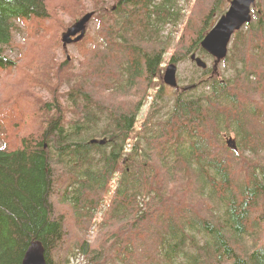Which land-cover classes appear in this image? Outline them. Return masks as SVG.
<instances>
[{"label":"trees","instance_id":"trees-1","mask_svg":"<svg viewBox=\"0 0 264 264\" xmlns=\"http://www.w3.org/2000/svg\"><path fill=\"white\" fill-rule=\"evenodd\" d=\"M87 1L93 31L60 59ZM176 1L0 0V264H21L33 242L47 264H264V0L221 68L174 98L156 90L135 132ZM229 1L194 0L170 62L207 56L200 43ZM15 32L25 47L13 60Z\"/></svg>","mask_w":264,"mask_h":264},{"label":"rangeland","instance_id":"rangeland-1","mask_svg":"<svg viewBox=\"0 0 264 264\" xmlns=\"http://www.w3.org/2000/svg\"><path fill=\"white\" fill-rule=\"evenodd\" d=\"M177 2H178V7L181 9V19H180V21L178 23L179 25L177 26L176 29H171L170 27H167L166 31L164 32V34H166L168 36V38L170 39V46H169L170 52L165 53V55L163 57V63L161 65L160 77L154 79V81H153L151 94L147 98L144 106L141 108V110L139 112V115H138V118H137V123H136L135 130H134L135 132L139 130V127H140V124L142 122V119H143L145 113L147 112L148 105L152 101V95H153V93L156 90L162 88L164 95H166L169 98H174L177 92H186V91H188L189 88L186 85L190 84L189 83L190 81H193V80L201 77L205 73L204 70L198 68L196 65L193 66L194 63L191 62V61H188L189 58H187L186 60H183L181 62H177V63L170 62L171 52L174 50V45L176 44V39H177V36H178V34L180 32V27L184 23L186 18L188 17V15L190 13V7H192L194 0H186V2L184 0H179V1H176V3ZM83 5H84L83 7H84V10H85V13L90 12L92 10L91 5L89 4L88 1H87V3H84ZM228 6H229V4H227V6H226L227 9H228ZM61 17H62L63 21L66 23V25H69V24L71 25L73 23L72 21L75 18L74 15H71L69 13L61 15ZM91 19H90V21H91ZM90 21L87 24L86 32L88 30L90 32L93 31V24L90 23ZM61 36H62V34H61ZM13 42H14V44L16 46L12 49V52H9L8 54L13 60H15L17 58V56H18L17 48H22V47L24 48L25 47L24 46V37L22 35L17 34V32H15L14 33V37H13ZM61 45H62V43H61ZM62 49H63V47H62ZM202 51L204 52V54L206 53L203 49H202ZM57 53H58L60 59H63L66 56H67V58H69V56H77V51L73 47L72 44H69V45H67L64 48V53L61 52V51L58 52V49L56 50V54ZM200 59L203 60L207 64V66L209 68H211V69H213L214 67L215 68H218V67L221 68L220 66H218V64L216 66H214L215 59L212 58L211 56H209L208 54H207V56L201 57ZM169 64H174L176 66V69H177V72H176L177 86H176V88H172V87L166 86L163 83V75H164L166 67ZM205 77H207V76H205ZM6 88H8V86L4 85L2 87V91H6ZM184 88H188V89L184 91ZM41 94H42V96L45 97V92H41ZM14 97H16L17 100H21L23 103L25 101V100H23V99H21L19 97L17 92H15L13 94L12 98H14ZM26 105H30V103L26 101L24 106H26ZM13 109H16V108L11 107L12 111H13ZM233 136H234L233 134H229V137L234 138ZM0 145H1V142H0ZM129 148L130 147H127L128 150H129ZM178 149H179V152H181V149L182 150L184 149V145L182 144L181 146L178 147ZM116 179H117V177L114 179V181H116ZM194 200L196 201V198L193 197V201ZM187 208L193 213L192 209L189 206H187ZM184 209H186L185 205H184ZM105 211H106V206L103 203L102 205H100V209H99V211L97 213L95 222L92 224L91 228L86 233V241L88 243H90L91 241H93L94 239L97 238V236L99 234V232H98L99 231L98 230V224H99L100 220L102 219V214H104ZM184 216L186 217V215H184ZM147 232H149V229H147V227L142 228L140 230L141 234H145L146 235ZM142 240L146 241L147 237H145ZM137 242L138 241H136L132 245V248H133L134 251H137L139 253V251H138L139 245L137 244ZM152 245H154V240H151V239L147 240V246L151 247ZM142 261H144V260H142ZM85 262L86 261L83 258V256L76 255L74 258L71 259L70 264H85Z\"/></svg>","mask_w":264,"mask_h":264},{"label":"water","instance_id":"water-1","mask_svg":"<svg viewBox=\"0 0 264 264\" xmlns=\"http://www.w3.org/2000/svg\"><path fill=\"white\" fill-rule=\"evenodd\" d=\"M255 0H230L226 12L217 20L213 28L203 37L200 47L218 63L227 55L228 46L234 33L239 31L244 25L251 22V8ZM93 12L84 14L70 27H68L61 36L62 47L69 44H75L83 39L86 33V27ZM190 61L198 68L206 69V63L195 54L190 56ZM176 66L169 64L163 75V83L166 86L176 88ZM94 143L93 141L91 142ZM105 140L99 142L104 144ZM226 145L231 150H236V144L233 138L226 139ZM21 264H47L44 257V249L40 242H33L26 250Z\"/></svg>","mask_w":264,"mask_h":264},{"label":"bare ground","instance_id":"bare-ground-1","mask_svg":"<svg viewBox=\"0 0 264 264\" xmlns=\"http://www.w3.org/2000/svg\"><path fill=\"white\" fill-rule=\"evenodd\" d=\"M202 70H203V69H202ZM187 89H188V88H184V91L187 90ZM101 141H102V140H100V141H96V140H94L93 142L99 144V142H101ZM105 141H106V140H105ZM99 145H103V144H99ZM129 146H130V145L128 144V145L126 146V148L129 147ZM124 152H125V154H126V153H127V150L125 149Z\"/></svg>","mask_w":264,"mask_h":264}]
</instances>
